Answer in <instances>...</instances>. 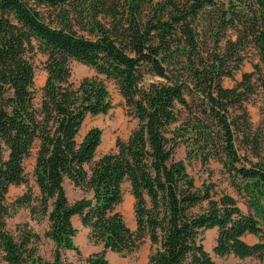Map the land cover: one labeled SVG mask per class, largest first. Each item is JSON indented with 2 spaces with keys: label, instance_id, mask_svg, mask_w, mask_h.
<instances>
[{
  "label": "trees",
  "instance_id": "1",
  "mask_svg": "<svg viewBox=\"0 0 264 264\" xmlns=\"http://www.w3.org/2000/svg\"><path fill=\"white\" fill-rule=\"evenodd\" d=\"M37 52L47 58L39 102ZM251 52L254 72L225 87ZM74 62L95 75L74 81ZM108 81L137 126L97 158L103 131H81L113 109ZM257 95L264 101V0H0V264H70L68 251L82 259L75 217L103 246L86 264H109L108 251L130 256L146 240L147 264H216L204 245L214 229L217 257L264 264V160L246 107ZM36 146L38 193L10 203V189L28 184ZM181 146L185 160L175 158ZM213 160L248 212L215 185L197 186L188 164ZM67 182L84 196L71 202ZM126 183L135 229L118 210ZM22 208L47 220L52 260L39 254L41 236L8 230Z\"/></svg>",
  "mask_w": 264,
  "mask_h": 264
},
{
  "label": "rangeland",
  "instance_id": "2",
  "mask_svg": "<svg viewBox=\"0 0 264 264\" xmlns=\"http://www.w3.org/2000/svg\"><path fill=\"white\" fill-rule=\"evenodd\" d=\"M47 58L40 52L35 54L33 59L35 66V88L37 91L38 102L41 99V91L45 85L47 74L45 71V62ZM258 58L256 54L249 53L242 65L239 72L235 74L234 79H225L223 85L227 88H233L238 82H240L245 73L254 72L255 64L258 63ZM73 70V80L80 81L86 77H92L95 75L93 69L82 65L80 63L74 62L72 64ZM113 109L106 115H100L96 117H88L83 125L81 131V138L87 133L91 128H100L103 131L102 143L97 151V158L102 157L105 154L114 152L116 150V143L118 140H127L133 130L137 126V121L133 119L125 107L124 100L121 97L116 84L113 81L107 82ZM250 121L252 124L253 135L255 137L259 136V145L261 149V156L264 160V101L260 95L255 96L246 105ZM240 151L245 155V150L242 149L241 144ZM38 150V146L33 150L32 156L28 158L25 163V172L28 179V184L22 185L20 187H12L8 194V201L10 203L14 202L17 198L25 194L32 189L34 193H38V188L35 184L34 179V168H35V158ZM249 153V152H248ZM250 158L252 157L249 154ZM175 158L177 160L186 159V149L181 146L176 152ZM254 161L257 158L252 157ZM189 173L195 179L198 187L203 185H215L216 195L222 196L228 194L236 198L239 202V206L244 212H248L249 206L247 199L239 195L236 190L231 186L228 175L226 174L222 164L218 161H211L208 165L204 166L199 161H195L192 164H188ZM68 198L71 202H75L84 196L81 189L75 188L69 182L65 185ZM124 200L123 203L118 207L119 212L122 213L127 225L131 229L136 228L135 215H134V199L130 193L129 183L124 184ZM74 225L78 230L75 237V243L79 247L82 253V259L75 252L68 251L65 253V260L70 264H86L85 259L91 255L103 251L102 245H96L89 239V230L82 228L80 222L74 220ZM27 227L28 230L41 236V241L39 242V254L47 261L52 260L54 253V244L52 241L45 237V233L48 229V222L44 219L33 218L29 209L22 208L16 215L12 216L7 221V228L14 236L18 235V227ZM217 231L208 230L204 235V245L206 250L210 253L216 264H263L261 261L254 258L239 259L233 256L219 258L217 257L213 249L216 245ZM245 240L249 244H254L258 242V237L248 235ZM151 244L149 240H146L142 247L134 254L130 256L123 257L119 254L113 253L111 251L107 252L106 258L109 264H147L148 256L150 253Z\"/></svg>",
  "mask_w": 264,
  "mask_h": 264
},
{
  "label": "crops",
  "instance_id": "3",
  "mask_svg": "<svg viewBox=\"0 0 264 264\" xmlns=\"http://www.w3.org/2000/svg\"><path fill=\"white\" fill-rule=\"evenodd\" d=\"M132 197H133V196H132ZM133 199H134V198H133ZM74 220L77 221V222H80L79 217H75V218L73 219V222H74ZM80 224H81V222H80ZM81 226H82V224H81ZM82 228L86 230V228H84L83 226H82ZM87 230H88V229H87Z\"/></svg>",
  "mask_w": 264,
  "mask_h": 264
}]
</instances>
